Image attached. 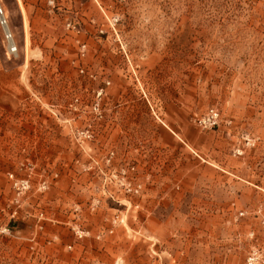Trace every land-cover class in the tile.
Masks as SVG:
<instances>
[{
	"label": "rangeland",
	"instance_id": "rangeland-1",
	"mask_svg": "<svg viewBox=\"0 0 264 264\" xmlns=\"http://www.w3.org/2000/svg\"><path fill=\"white\" fill-rule=\"evenodd\" d=\"M0 9V264H264V0Z\"/></svg>",
	"mask_w": 264,
	"mask_h": 264
},
{
	"label": "built area",
	"instance_id": "built-area-1",
	"mask_svg": "<svg viewBox=\"0 0 264 264\" xmlns=\"http://www.w3.org/2000/svg\"><path fill=\"white\" fill-rule=\"evenodd\" d=\"M2 15H3V10L0 9V16H2ZM1 24L4 26L3 21H1ZM69 26L71 27V25H69ZM7 39L8 40L12 39V37L10 36V34L7 35ZM101 94H102V92H99L98 93L99 96ZM218 118H219V114L216 111H212L211 112V115H209V117H208L207 120L211 123V125L215 126V125L218 124ZM78 134H79L80 138L84 139V141L85 140H89V139H91L93 137V131L92 130H89V129L88 130H83V131L79 132ZM114 155H115L114 152H110L109 159L110 160L113 159L114 158ZM126 184L128 185V187H132L131 186L132 185L131 182H127ZM139 188H140V186L135 187L136 192L138 191Z\"/></svg>",
	"mask_w": 264,
	"mask_h": 264
},
{
	"label": "bare ground",
	"instance_id": "bare-ground-1",
	"mask_svg": "<svg viewBox=\"0 0 264 264\" xmlns=\"http://www.w3.org/2000/svg\"><path fill=\"white\" fill-rule=\"evenodd\" d=\"M5 16L6 15H4V13H3V15L0 16V20L3 21V23H4V30L7 32V34H10ZM11 41L12 40H10L9 42L11 43ZM29 44L30 43H29V39H28V35H27L25 38V47L27 50H29ZM10 48L12 49L13 47L10 45ZM14 51H16V49Z\"/></svg>",
	"mask_w": 264,
	"mask_h": 264
}]
</instances>
